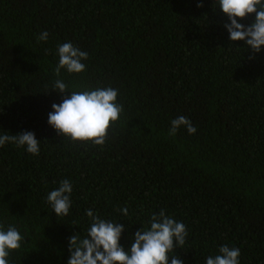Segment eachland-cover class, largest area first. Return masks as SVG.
<instances>
[{
  "label": "trees",
  "instance_id": "trees-1",
  "mask_svg": "<svg viewBox=\"0 0 264 264\" xmlns=\"http://www.w3.org/2000/svg\"><path fill=\"white\" fill-rule=\"evenodd\" d=\"M213 3L0 0V135L40 141L38 155L0 147V225L24 237L8 264H67L69 238L87 235L88 209L123 225L125 251L163 209L186 227L174 252L183 264H206L223 245L240 249V264H264V46L253 53L230 41ZM63 43L88 53L84 72L54 75ZM56 79L69 93L118 90L123 112L102 148L48 124L51 105L68 95L52 91ZM179 116L194 134L182 126L168 135ZM63 179L71 207L56 216L47 195Z\"/></svg>",
  "mask_w": 264,
  "mask_h": 264
},
{
  "label": "clouds",
  "instance_id": "clouds-1",
  "mask_svg": "<svg viewBox=\"0 0 264 264\" xmlns=\"http://www.w3.org/2000/svg\"><path fill=\"white\" fill-rule=\"evenodd\" d=\"M227 17L228 23L223 27L229 34V40L244 41L253 53H259L264 46V2L262 0H214V3ZM197 7H202L198 4ZM255 14L254 21L245 26L237 22ZM48 32H41L38 41H47ZM231 46V45H230ZM47 51V50H46ZM58 64L54 75L60 76L61 70L69 74L82 73L86 65L82 61L88 59V53L81 51L71 43L57 46ZM251 58V57H249ZM59 94L68 93L62 97L60 104L51 105L52 112L48 114V124L63 138L72 143H91L93 146L105 144L108 129L120 118L123 105L116 103L118 90L111 87L94 90L72 91L62 79H56L52 85ZM186 128L188 134L196 132L195 126L185 116H179L171 121L168 135L174 136L180 127ZM12 143L25 148L26 152L38 155L40 141L32 132H22L0 135V147ZM72 184L68 179L60 181L59 187L47 195V203L51 205L56 216H66L71 207L70 195ZM123 215L128 214L127 207L119 209ZM90 219V227L86 237L73 234L68 241L69 259L67 264H183L175 254V249H182L188 235L185 225L165 214L163 209L153 214L149 220L148 229H140L132 238L127 251L120 245L121 233L125 231L122 224L105 220L94 215L91 209L85 213ZM0 225V264H8L6 257L12 250L21 247L24 237L19 231L9 226L6 231ZM219 255L208 256L206 264H240V249L223 245Z\"/></svg>",
  "mask_w": 264,
  "mask_h": 264
}]
</instances>
